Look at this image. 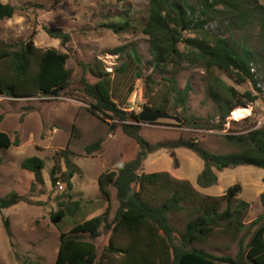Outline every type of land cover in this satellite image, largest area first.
<instances>
[{"label": "trees", "instance_id": "1", "mask_svg": "<svg viewBox=\"0 0 264 264\" xmlns=\"http://www.w3.org/2000/svg\"><path fill=\"white\" fill-rule=\"evenodd\" d=\"M147 1L148 16L142 24V33L150 45L153 68L165 69L185 60L203 67L208 73L214 70L228 73L237 83L249 82L262 93L258 76L264 81V5L259 0H197L196 4L191 0ZM16 12L15 5L0 1V20L10 19ZM209 24L216 25V32L206 28ZM105 27L122 34L130 31L133 25L125 20L122 24ZM43 31L50 38L60 40L62 45L71 42V34L61 28L43 27ZM187 32L195 37L185 38ZM254 37L256 48L251 46ZM182 44L185 51L180 50ZM124 49L125 46L118 47L114 53L119 54ZM68 58V54L54 48L41 49L25 42L11 45L0 40V96L14 99L60 97L72 81L73 71L66 67ZM129 58L130 61L123 63L116 72L126 73L132 66L140 71L142 59L136 49H132ZM88 70L97 78L94 83L81 79L82 92L93 100L91 112L120 123L122 132L136 142L138 152L116 171H106L98 177L99 191L108 203L110 188L116 190L118 208L110 222L109 207L101 215L76 220L82 202L74 200L70 192L77 169L68 151L58 154L65 170L61 178H57L61 168L55 166L50 180L56 186L61 179L66 184V192L59 196L58 209L49 216L60 230L65 221L72 226L59 235L54 264H264V192L260 195L262 213L247 223L250 204L238 198L241 185L228 188L221 196H210L201 194L189 181L176 179L168 172H142L147 157L161 149L169 150L174 166L178 167L174 150L179 148L192 151L203 161L204 167L197 179L201 188L216 185L218 171L239 166L264 170V132L253 129L241 134H225L226 144L233 148L227 154L212 153L195 140L179 139L151 145L140 135L139 116L115 103L112 92L115 74L107 72L101 62L89 65ZM137 77L142 78V75L138 73ZM166 81L167 88L161 90L151 109L170 114L179 109L186 112L191 87L187 85L180 90L174 79ZM208 94L218 104L221 123L238 106L258 100L252 92L240 94L220 80L209 86ZM122 105H126L125 101ZM183 118L192 128L223 129L221 123L202 126L193 115ZM103 142L96 140L85 152L91 155L99 151ZM19 144L18 139L12 141L7 133L0 131V150ZM1 164L0 159V167ZM44 167L45 162L35 156L22 162V168L33 174ZM21 202H26L24 197L10 193L0 198V211ZM174 218L183 219L181 230L175 228ZM3 226L8 238L12 239L13 231L7 218H3ZM104 231L110 232L109 241L99 255L96 241ZM217 237L237 245L234 257L217 256L199 247L211 245Z\"/></svg>", "mask_w": 264, "mask_h": 264}, {"label": "rangeland", "instance_id": "2", "mask_svg": "<svg viewBox=\"0 0 264 264\" xmlns=\"http://www.w3.org/2000/svg\"><path fill=\"white\" fill-rule=\"evenodd\" d=\"M17 7L16 14L10 19L0 20V40L8 44L19 42L33 43L41 49L54 48L68 54L66 67L72 69V81L67 90L58 98L36 97L14 99L0 96V131L9 135L12 141L18 139V147L0 150V198L16 192L26 202L0 211V264H54L59 247V235L67 232L72 223L63 222L61 230L50 220V213L58 209V199L66 192V184L60 179L59 186L52 185L50 172L55 166L65 170L61 151L70 153V160L76 173L72 178L74 200L81 201V210L76 218L83 221L101 215L109 207V222L118 208L116 190L111 187L109 203L98 188V177L106 171H116L119 166L132 160L137 152L136 142L125 135L120 123L91 112L93 100L82 92L81 79L94 83L97 78L88 70L89 65L101 62L107 72H113V99L127 112L139 114L144 105L152 108L161 90L167 88L168 79H174L177 87L183 90L191 87L187 100V111L180 109L171 113L182 122L158 120L148 124L141 123L140 135L151 145L174 142L179 139L195 140L202 147L215 154L233 151L224 140L227 133L241 134L248 130L264 132V81L258 76V93L251 83H237L235 78L219 70L206 72L203 67L180 60L165 69L151 66L152 56L147 37L142 33V24L148 16L147 0H0ZM196 4L197 0H191ZM264 5V0H259ZM131 21L133 27L128 32L115 34L106 28L110 24ZM43 27L61 28L71 34V42L62 45L60 40L50 38ZM216 32V25L206 26ZM222 30V29H221ZM187 32L185 38H194ZM236 37H240L236 34ZM125 46L121 53L114 50ZM251 46L256 48L255 37ZM136 49L142 59L139 70L132 68L126 72H116L120 66L129 62V53ZM185 51V45H180ZM257 69L255 68L254 71ZM140 73L142 78H138ZM147 78H150L148 81ZM217 78V79H216ZM216 79V80H215ZM217 80L234 87L240 94L252 92L258 100L240 105L237 108L248 110L243 119L233 116L234 110L221 123L218 104L208 94L209 86ZM152 81V82H150ZM132 90V91H131ZM126 105H122L124 103ZM193 115L202 126L218 125L223 129L192 128L184 116ZM115 126L116 128H113ZM102 139L101 149L91 155L85 148ZM178 167L174 166L168 149H161L147 157L142 172H168L179 180L189 181L203 195L221 196L228 188L241 185L238 196L250 204L246 219L253 221L262 213L260 195L264 192V170L254 166H239L216 172L218 183L201 188L197 179L203 170V161L192 151L179 148L174 150ZM38 157L45 162L44 169L38 174L22 168V162L29 157ZM3 218L11 223L13 238L5 233ZM175 228L184 226L182 218H174ZM110 232L104 231L96 241L98 254L108 245ZM206 251L217 256H232L237 253V245L223 237H217L211 245H201ZM226 264V263H220Z\"/></svg>", "mask_w": 264, "mask_h": 264}, {"label": "water", "instance_id": "3", "mask_svg": "<svg viewBox=\"0 0 264 264\" xmlns=\"http://www.w3.org/2000/svg\"><path fill=\"white\" fill-rule=\"evenodd\" d=\"M174 120L178 123H181L182 120L178 116H174L168 112L160 110H152L148 105H144L142 112L139 114L140 123H154L158 120Z\"/></svg>", "mask_w": 264, "mask_h": 264}, {"label": "bare ground", "instance_id": "4", "mask_svg": "<svg viewBox=\"0 0 264 264\" xmlns=\"http://www.w3.org/2000/svg\"><path fill=\"white\" fill-rule=\"evenodd\" d=\"M248 110L245 108H236L234 110L233 116L236 119H243L245 116H247Z\"/></svg>", "mask_w": 264, "mask_h": 264}, {"label": "built area", "instance_id": "5", "mask_svg": "<svg viewBox=\"0 0 264 264\" xmlns=\"http://www.w3.org/2000/svg\"><path fill=\"white\" fill-rule=\"evenodd\" d=\"M57 185L59 186V188H62V185L60 184V182L57 183Z\"/></svg>", "mask_w": 264, "mask_h": 264}]
</instances>
